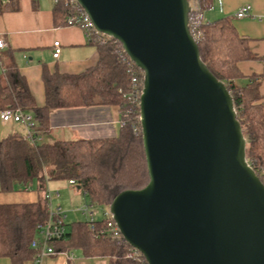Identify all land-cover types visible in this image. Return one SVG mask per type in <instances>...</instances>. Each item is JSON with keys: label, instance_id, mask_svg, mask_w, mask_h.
<instances>
[{"label": "water", "instance_id": "water-1", "mask_svg": "<svg viewBox=\"0 0 264 264\" xmlns=\"http://www.w3.org/2000/svg\"><path fill=\"white\" fill-rule=\"evenodd\" d=\"M142 72L146 185L107 207L147 264H264V184L232 96L202 62L189 0H75Z\"/></svg>", "mask_w": 264, "mask_h": 264}, {"label": "trees", "instance_id": "trees-1", "mask_svg": "<svg viewBox=\"0 0 264 264\" xmlns=\"http://www.w3.org/2000/svg\"><path fill=\"white\" fill-rule=\"evenodd\" d=\"M66 0L54 2V17L61 15L63 25L71 14ZM198 12L189 14V29L198 46L202 62L222 81L230 95L237 120L246 140V160L264 184V115L259 93L260 77H244L238 63L253 60L248 41L241 39L230 18L198 24L197 15L210 10L211 0H196ZM4 7L0 0V14ZM89 41L98 49L97 65L79 75L44 74L45 104L37 107L24 78L16 67L4 68L0 53V111L11 108L29 113L34 119L31 139L19 132L0 138V192L35 189L42 199L34 204L0 205V258L11 264H24L33 259L32 241L38 225L49 217L44 197L46 183L51 180H72L84 193L88 204L105 209L126 190L146 185L148 174L141 142L139 109L126 102L130 77L120 61L119 43ZM141 72V71H140ZM121 90V92H119ZM117 106L121 123L119 135L113 139L45 142L49 131V112L55 109ZM132 124L136 130L132 129ZM108 219L94 221V230L87 221L64 224L62 238L48 242L56 252L80 250L86 258L106 257L108 264H135L128 260L129 245L124 241L105 239L97 231Z\"/></svg>", "mask_w": 264, "mask_h": 264}, {"label": "crops", "instance_id": "crops-1", "mask_svg": "<svg viewBox=\"0 0 264 264\" xmlns=\"http://www.w3.org/2000/svg\"><path fill=\"white\" fill-rule=\"evenodd\" d=\"M1 1L7 8L0 14V39L5 44V47L0 49L3 66L8 68L13 64L16 67L37 107L45 104L42 79L44 74L79 75L97 65L99 55L96 45L89 42L80 28L63 25L61 15L54 17V0ZM211 2V9L203 12V21L209 23L222 17H229L238 36L248 41L254 59L241 61L237 67L244 77L252 75L260 77L259 93L264 115V0H211ZM246 5L251 7L252 16L236 19L235 13ZM55 41L60 44L57 59L53 57ZM120 123L121 116L117 106L94 105L55 109L49 112V131L41 140L56 142L113 139L119 135ZM3 132L0 129V133ZM14 132L10 131L6 135ZM48 183L46 190L49 192L56 190ZM55 192L58 196L57 190ZM75 196V193L71 194V203L76 205ZM41 199L42 194L36 189L0 192V205L34 204ZM54 206H51L52 210L59 209L64 219L69 215L76 216L74 209L63 210L59 205L54 209ZM82 221L86 219L71 220L70 223ZM0 264H11V261L1 257ZM24 264L35 263L30 259ZM39 264H108V258H86L76 249L68 254L58 252L55 256L46 257Z\"/></svg>", "mask_w": 264, "mask_h": 264}, {"label": "built area", "instance_id": "built-area-1", "mask_svg": "<svg viewBox=\"0 0 264 264\" xmlns=\"http://www.w3.org/2000/svg\"><path fill=\"white\" fill-rule=\"evenodd\" d=\"M56 1L57 0H54V2ZM190 2H191L190 4L191 12L194 11L198 12L199 8L196 3V0H189V3ZM65 6H68L71 10V14L66 19L67 26H76L80 28L82 31H84L89 41L95 40V37H97L96 40L101 41L103 43L106 40H111L109 38L102 36L101 34L97 33L94 30L88 16L84 13L81 7L78 6L75 0H66ZM250 16H252V11L249 5L241 7L235 13L236 19H243ZM202 20L203 19L201 15H197L195 18V21L198 24ZM4 47L5 44L3 40L0 39V49ZM53 47H54L53 57L54 59H57L60 53L59 42L55 41L53 43ZM119 59L125 65L126 72L129 74L130 77V86L128 92L124 93L123 97L126 99L127 103L138 107L140 102V95L142 91V72H140V70L133 65V63L129 60V58L126 56L123 50L119 55ZM119 92H121V90H119ZM135 118L138 119V116L137 117L135 116ZM0 122L3 125L12 122L14 124H18L22 126L26 131L27 137L31 139L30 136L31 131L34 128V119L31 114L23 112L20 109L7 108L0 111ZM132 129L134 131L136 130V127L133 124H132ZM68 182L69 185L74 186V182L72 180ZM50 195H51L50 192L46 190L44 197L48 201V212H49L48 220L44 224L38 225L36 240L32 241L31 243V248L34 249L35 251V255L32 259L35 264L41 263V261L46 257L55 256L56 254H58V252H56L51 246H48V242L60 239L66 233L64 227V218L62 214L59 212V209L52 210L51 208ZM92 209L95 208L90 206L89 204H85L80 209V211L85 216L86 221L90 224V229L94 230L93 223L94 221H96V219L94 218L95 212ZM104 217H106L108 221L106 222L105 226H103V228L97 231L98 236L105 239L108 238L111 240L123 241L118 228L115 226L114 222L110 219L108 213L106 214L104 212ZM126 258L128 260L134 261L135 264H147L144 258L142 257V255L132 247H130L129 252L126 255Z\"/></svg>", "mask_w": 264, "mask_h": 264}, {"label": "rangeland", "instance_id": "rangeland-1", "mask_svg": "<svg viewBox=\"0 0 264 264\" xmlns=\"http://www.w3.org/2000/svg\"><path fill=\"white\" fill-rule=\"evenodd\" d=\"M191 4V2H190ZM0 129H2L4 132L3 134L0 133V138L1 136L3 137V135L5 136L7 133H9L10 131H15V132H19L22 135H24L26 133L25 129L18 125V124H14L12 122L3 125L0 122ZM49 182V183H48ZM47 183L50 184V186L53 188L55 187L57 192L59 193L58 196L55 195V191L56 190H51L50 191V203L51 206L53 207L54 205V209L55 207H57L58 205L61 206L63 208V210H73L76 214V216H70L64 219V223L65 225H68L71 220H76V219H86L85 216L82 215L80 209L84 206V204H88V200L85 196H83V192H81L79 189H76L75 186L69 185V182L67 180H51L48 181ZM33 190H35V187L33 188ZM75 193V199L74 202L75 204L71 203V194ZM95 214H94V218L96 220H99L101 218L104 217V212L107 214V208L102 209V208H95L92 209ZM67 215V213H66Z\"/></svg>", "mask_w": 264, "mask_h": 264}]
</instances>
